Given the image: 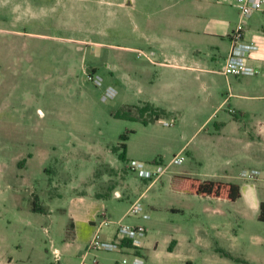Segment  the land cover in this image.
Segmentation results:
<instances>
[{
	"label": "rangeland",
	"instance_id": "374dc122",
	"mask_svg": "<svg viewBox=\"0 0 264 264\" xmlns=\"http://www.w3.org/2000/svg\"><path fill=\"white\" fill-rule=\"evenodd\" d=\"M119 1L0 0V264H78L87 247L82 244L86 228L83 223L80 239L74 240L75 220L69 207L77 194L88 191L107 193L106 212L114 206L116 217L132 200L142 204L148 216L129 214L123 221L147 227L144 264H264L259 203L253 207L242 197L195 193L181 188V177L174 175L183 165L194 166L186 151L181 162L173 157L206 117V107L198 109L204 93L199 84L184 95L178 89L168 94L171 109L183 114L180 120L169 116L164 105L160 106L165 113L147 123L113 114L125 104L145 101L133 79L138 72L131 57V46L137 44L133 18L160 3L125 0L122 7ZM92 70L101 75V84L89 78ZM126 74L131 76L124 79ZM108 85L115 92L103 97ZM142 86L144 93L166 95L164 86ZM227 106L217 117L228 115ZM248 108L249 125L264 126V98ZM145 115L152 117L149 112ZM213 125L214 118L207 119L202 132L189 140L201 139ZM125 130L127 156L121 159L111 146ZM230 130V125L223 130L228 142L217 149L218 162L208 154L210 144L203 141L199 150L203 165L218 172L227 168L237 183L253 182L260 202L264 129L253 131L249 143L232 137ZM132 159L149 168L156 162L166 166L147 186L152 177L130 167ZM252 167L258 173L250 178L242 175L243 168ZM115 187L121 190L119 196ZM34 203L44 210L33 209ZM113 226L103 224L102 235ZM55 246L59 261L53 254ZM93 251L86 261L96 256L113 264L122 256L117 251Z\"/></svg>",
	"mask_w": 264,
	"mask_h": 264
},
{
	"label": "crops",
	"instance_id": "0c3cea01",
	"mask_svg": "<svg viewBox=\"0 0 264 264\" xmlns=\"http://www.w3.org/2000/svg\"><path fill=\"white\" fill-rule=\"evenodd\" d=\"M124 2L126 1L120 0L118 4L122 6ZM159 2L156 5L157 9H151L141 14L139 18L136 16L133 18L137 44L131 46V57L135 59L137 66V76L133 79H137V89L142 93L140 98L150 100L159 106L164 105L169 116L174 120H180L183 114L178 109H171L173 101L168 94L174 89H178L184 95L185 91L189 92L190 87L199 84L204 93L198 109L202 110L201 107H206L203 110L206 117L196 127L193 134L182 144H179L177 150L179 154L186 151L189 157L194 159V166L192 164L183 165L180 172L174 175L176 178L185 175L216 179L224 177V180L235 181L233 178H229L227 168L218 172L214 168L205 167L199 150L203 141L208 142L211 146L208 154L212 156L215 163V160L217 162L220 160V152L217 149L228 142V137L223 132L227 125L232 127L231 136L235 139L246 138L247 142L245 141V143H249L248 138H253L251 136L253 131L260 133V130L264 129L261 122L259 126H251L248 123V107L264 98V4L250 15L241 17L236 0H159ZM158 8L163 13L159 12ZM241 21H243L245 38L257 44V47L251 51L247 58L248 63L257 70L254 73L241 75L226 74L221 68L231 44L230 31ZM125 73L123 72L124 75ZM129 76L131 75L126 74L123 77L127 79ZM117 78L119 79L118 76ZM142 85L164 86L166 95L144 93L143 89L140 88L143 87ZM191 100L189 99L190 102H192ZM230 103L238 106L231 107ZM226 104L228 105V115L226 113L224 116L217 117L218 111ZM192 105L195 103L192 102ZM212 117L214 118L213 129H206L204 134L200 136L201 139L194 143L193 140H189L195 134L196 136L200 134L204 129L202 124ZM165 120L167 121V119ZM169 121L170 123L173 122L172 120ZM192 143L193 145H191ZM254 143L251 141L250 146ZM113 166L117 167V165ZM226 177L228 178L226 179ZM153 180L151 179L147 186ZM238 183L241 191L238 197H242L253 207L258 206L257 186L251 181ZM145 188L142 189L141 193L144 192ZM119 192L121 194V190ZM106 194H96L93 191L79 193L74 197L76 199L73 205L69 207V212L75 220L74 240L80 239L83 223L86 228V233L82 237V244L87 247L81 252L82 254L80 253L78 264H91V261L85 260V256L91 253L95 254L96 251L89 248L88 241L97 230L101 232L103 224L99 226V221L104 214L111 219L110 222L114 225L112 231L109 234H104L105 236H112L116 223L123 221L125 216L131 214L127 213L128 208H126L122 214L116 217L114 206H110V213L108 214L105 208L107 202L104 201ZM174 244H176V239ZM52 250L55 258L59 261L60 250L57 246L53 247ZM10 259L9 257L8 260Z\"/></svg>",
	"mask_w": 264,
	"mask_h": 264
},
{
	"label": "built area",
	"instance_id": "2783aa9c",
	"mask_svg": "<svg viewBox=\"0 0 264 264\" xmlns=\"http://www.w3.org/2000/svg\"><path fill=\"white\" fill-rule=\"evenodd\" d=\"M239 14L241 17L250 15L254 10L261 8L264 4V0H236ZM231 44L229 51L225 57L224 64L221 70L224 73H232L235 75L254 73L257 68L248 63L247 58L251 51L257 47V44L252 40H247L244 36L243 21L238 23L230 31ZM89 78L95 83L101 84L102 77L99 73L89 71ZM115 92V88L112 85H108L105 89L103 97L111 96ZM165 122H168L165 120ZM182 154H174L173 160L179 162L182 159ZM166 164L156 162L154 168L143 166V161L132 159L130 161V167H139V174L144 177L156 178L160 172L165 168ZM248 170V171H247ZM242 170V175H246L248 178L253 177L258 173L259 169L252 167ZM114 194L119 196L120 192L117 189L113 190ZM131 214H140L143 217L148 216V212L144 210L142 204L137 200L131 202L127 210ZM111 219L105 214L99 221L101 224H108ZM147 227L140 222L129 223L120 221L116 225L113 235L106 237L103 236L100 230H97L95 234L89 239L88 246L91 249H103L106 251H117L122 254L120 258L116 257L113 264H144L142 245L144 237L146 235ZM55 250V249H54ZM56 253V252H55ZM91 264H110L98 257L94 256L90 262Z\"/></svg>",
	"mask_w": 264,
	"mask_h": 264
},
{
	"label": "trees",
	"instance_id": "16d2710c",
	"mask_svg": "<svg viewBox=\"0 0 264 264\" xmlns=\"http://www.w3.org/2000/svg\"><path fill=\"white\" fill-rule=\"evenodd\" d=\"M146 112H149L152 117H147L145 115ZM163 113H165V109L150 100H145L142 103H128L113 111L115 116L139 119L144 123H147L150 119L161 117ZM127 134V130L121 132L119 134L120 141L111 146L113 151H117L118 157L121 159H126L127 145L125 139ZM180 187L199 194H208L229 199H235L241 194L240 185L235 181L216 178H199L191 175L181 177ZM32 208L44 210L41 205H37L36 203L33 204ZM258 217L264 219V199H261L259 202ZM70 223L73 227V221ZM171 241H174V239ZM169 248H171V244H169Z\"/></svg>",
	"mask_w": 264,
	"mask_h": 264
}]
</instances>
